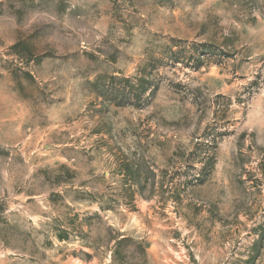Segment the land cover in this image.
<instances>
[{"label":"rangeland","instance_id":"374dc122","mask_svg":"<svg viewBox=\"0 0 264 264\" xmlns=\"http://www.w3.org/2000/svg\"><path fill=\"white\" fill-rule=\"evenodd\" d=\"M0 264H264V0H0Z\"/></svg>","mask_w":264,"mask_h":264}]
</instances>
